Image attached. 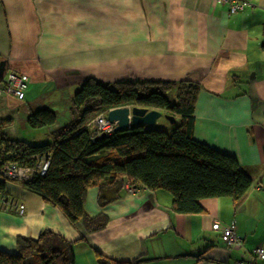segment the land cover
I'll use <instances>...</instances> for the list:
<instances>
[{"label": "crops", "instance_id": "obj_1", "mask_svg": "<svg viewBox=\"0 0 264 264\" xmlns=\"http://www.w3.org/2000/svg\"><path fill=\"white\" fill-rule=\"evenodd\" d=\"M246 1L250 7L230 14L215 0H0V63L4 73L29 78L24 100L0 96L8 139L26 141L20 115L28 125L39 110L70 113L89 78L190 81L201 86L194 138L234 157L252 179L239 201L203 199L199 214L174 212L164 190L125 186L116 198L115 189L93 187L84 210L109 223L92 234L23 184L6 182L4 192L26 212L0 210V250L16 253L18 237L37 239L44 230L74 242L76 264H98L97 252L122 263L238 264L264 247V0ZM215 221L235 224L243 246L227 248Z\"/></svg>", "mask_w": 264, "mask_h": 264}, {"label": "trees", "instance_id": "obj_2", "mask_svg": "<svg viewBox=\"0 0 264 264\" xmlns=\"http://www.w3.org/2000/svg\"><path fill=\"white\" fill-rule=\"evenodd\" d=\"M200 90L199 84L190 81L105 83L89 78L72 98L71 120L52 132V143L33 145L10 140L0 132V158L33 167L38 158L49 156L46 174H36L23 185L59 208L72 224L82 222L87 234L109 223L107 215L91 217L84 210L93 187L115 189L116 198L127 185L135 190L140 186L164 190L172 195V210L179 214L202 213L203 199L237 202L252 186V179L234 157L194 138ZM171 95L176 96L174 101ZM126 106L165 111L176 123L94 137L90 123L97 115ZM57 120L54 111L43 109L31 113L27 121L30 128L41 129L54 126ZM5 183L0 181V192L5 193ZM96 258L98 264L140 263L116 262L98 252ZM0 264H76L74 242L50 230L42 231L37 239L18 237L16 253L0 250Z\"/></svg>", "mask_w": 264, "mask_h": 264}, {"label": "built area", "instance_id": "obj_3", "mask_svg": "<svg viewBox=\"0 0 264 264\" xmlns=\"http://www.w3.org/2000/svg\"><path fill=\"white\" fill-rule=\"evenodd\" d=\"M215 1L227 5L230 14H237L251 6V3L246 0ZM28 81L29 78L26 75L18 74L13 70H7L4 75L0 77V96L8 95L20 101L24 100ZM90 124L94 137H99L102 134L110 136L115 132L116 128V124L111 123L107 119V113L100 114L92 120ZM49 165V156L38 158L36 165L33 167L23 166L17 161L3 160L0 158V181L24 184L30 181L36 174H46ZM0 210L23 215L26 212V205L11 198L8 194L0 192ZM212 228L214 231L221 232L223 243L227 248L238 249L243 246V239L238 236L235 224L221 227L220 224L215 221ZM260 259H264V247L262 246L254 249L250 261H240L238 264H255L256 261Z\"/></svg>", "mask_w": 264, "mask_h": 264}, {"label": "water", "instance_id": "obj_4", "mask_svg": "<svg viewBox=\"0 0 264 264\" xmlns=\"http://www.w3.org/2000/svg\"><path fill=\"white\" fill-rule=\"evenodd\" d=\"M5 62L0 63V77L5 70ZM164 117L170 123L175 124L176 118L168 114H162L161 110H150L148 108L138 106H126L111 109L107 114V119L116 124L115 131H124L132 127L147 126L156 127L157 121ZM100 137H106L102 134Z\"/></svg>", "mask_w": 264, "mask_h": 264}, {"label": "rangeland", "instance_id": "obj_5", "mask_svg": "<svg viewBox=\"0 0 264 264\" xmlns=\"http://www.w3.org/2000/svg\"><path fill=\"white\" fill-rule=\"evenodd\" d=\"M170 99L172 101H174L176 99V96L175 95L174 96L171 95ZM162 114L163 115L164 114H168L169 115V113H167L165 111H162ZM68 115H70L69 111L58 110L57 111V116H58L57 123L54 126L45 127V128H41V129H32V128H30L27 124H25L23 122V117H22V115H20V119L21 120H19V122H18L17 131H19L20 137H22L24 140H26L30 144H33V145L49 144V143L53 142L52 132L55 130V128L60 127V126H64V125H66L69 122V120H67V118H68L67 116ZM99 115H97V116H99ZM170 124L173 125L168 120H166L164 117H162V118H160L157 121V125L156 126L158 128H163V125L168 127V125H170ZM128 190H129L130 193H136L137 192V190H134V189H128Z\"/></svg>", "mask_w": 264, "mask_h": 264}]
</instances>
